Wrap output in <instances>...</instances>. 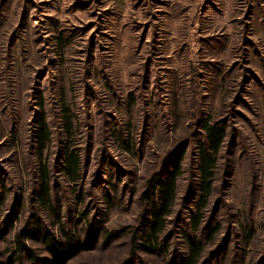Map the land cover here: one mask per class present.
<instances>
[{"label":"rangeland","instance_id":"374dc122","mask_svg":"<svg viewBox=\"0 0 264 264\" xmlns=\"http://www.w3.org/2000/svg\"><path fill=\"white\" fill-rule=\"evenodd\" d=\"M205 124L224 138L203 200ZM179 153L162 251L131 255L141 195ZM33 220L79 239L63 264L178 263L187 235L196 264H264V0H0V264H32L16 239Z\"/></svg>","mask_w":264,"mask_h":264},{"label":"trees","instance_id":"16d2710c","mask_svg":"<svg viewBox=\"0 0 264 264\" xmlns=\"http://www.w3.org/2000/svg\"><path fill=\"white\" fill-rule=\"evenodd\" d=\"M203 129L204 141L199 146L198 174L200 196L204 200L211 189L215 156L223 142L224 130L222 127L209 124H205ZM44 136L45 134L42 129L38 141L43 142ZM181 160L182 155L179 153L172 159L169 169L163 175H155L149 180L147 188L142 193L141 199L148 206L147 215L141 217L140 227L136 231L138 235L132 240L135 247L131 255L136 250L147 254H160L162 251V248L158 247L159 237L163 232L165 219L170 213V207L175 197L176 179L181 171ZM63 169L72 178L78 172L79 160L73 151L69 152L65 157ZM42 174L45 176L44 169L42 170ZM38 196L43 204L48 203L46 187L40 189ZM202 208L203 205L198 209L201 210ZM199 220L200 216L198 213H194L192 216L194 228L198 226ZM32 223L33 225H28L21 229L16 239V249L28 258L32 264H39L41 260L35 257L31 249L24 244L26 239H34L44 244L45 250L54 258V264H63L70 256L76 255L80 251V248H82L79 239L75 238V236L63 232V240H58L52 234L41 232L39 221L33 220ZM3 233V230H1L0 237ZM114 235V232H105V240H110ZM187 240V255L181 258L178 263L174 261L173 264H196L202 252V246L193 235H187Z\"/></svg>","mask_w":264,"mask_h":264}]
</instances>
